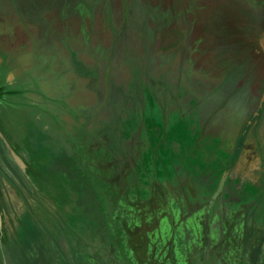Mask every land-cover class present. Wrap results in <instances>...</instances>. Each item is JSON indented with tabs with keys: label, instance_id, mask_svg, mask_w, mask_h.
Here are the masks:
<instances>
[{
	"label": "rangeland",
	"instance_id": "1",
	"mask_svg": "<svg viewBox=\"0 0 264 264\" xmlns=\"http://www.w3.org/2000/svg\"><path fill=\"white\" fill-rule=\"evenodd\" d=\"M238 1L102 0L95 11L86 12L83 21L65 15H62V21L57 8L43 12L41 20L46 31H37L36 26L27 24L28 15L22 14L15 5L4 9L6 14L0 16L3 26L0 44L5 50L11 49L17 54L25 48L28 52L33 51L34 42L53 50L52 63L47 66H51V78L56 81L54 93L52 89L53 94L45 103L42 95L49 94L31 80L35 77V68L22 62L21 69H15V73L9 76L20 88L3 92L6 94L4 98L16 94L22 99L7 98L8 107L0 101V121L4 127L8 125V134L12 138L23 135L29 168V171L22 168L23 177L18 181L22 185L19 187H24L22 191L20 189L21 196L10 191L14 196L12 200L6 193L3 196H8V203L0 202V235L8 240L5 243H8L6 264H91L97 260L99 264H133V256L126 247L129 237L122 232V225L139 223L141 214L144 222H150L153 210L160 211L164 202L174 194L184 212L170 213L169 217L177 220V227L190 231V226L195 224L190 217L200 216V210L209 208L204 202L214 185L213 178L209 181V172L215 169L216 176H219L222 170L217 166L223 167L237 148L238 155L251 154L255 164L257 159L251 150L255 149V142L257 149L259 146L264 150L257 132V129L261 130L264 116L255 122V117L259 116L254 114L262 94L264 69L258 68L250 54L242 56L237 51L242 27L247 22L243 6ZM136 17L145 23L149 35H154V42L147 38L145 43L140 41L141 33L134 28ZM79 22H84L93 43L97 42L105 49L103 59L78 52L73 54L75 63L71 61L72 52L63 43L64 32L76 29L74 33L77 34L81 26ZM145 44L148 48L144 47ZM262 49L264 51V46ZM145 57L149 62L148 67L145 66L149 75L141 74L137 79L136 68L144 67ZM190 80L202 84L191 85ZM227 82L229 85L225 87ZM193 86L198 87L197 90ZM36 88L42 95L35 94L39 106L30 109V113L36 115L29 117L30 104L27 102L35 103L32 94L38 90ZM64 90H67L66 94ZM228 91L231 92L227 95ZM237 93L239 98L234 100ZM225 99H233L235 103L228 107ZM45 104L50 108L43 107ZM143 105L146 108L143 121L138 119L137 122L132 115L123 119L133 112L134 107L137 109ZM212 106L228 107L229 112L223 111L216 115L217 118L213 117L212 122H219L220 128L210 133L205 130V134L197 125V117L203 121L206 115H210ZM238 107L244 109V118L240 122H236L238 112L242 111H238ZM252 108L254 113L250 111ZM247 118L249 121L245 123ZM220 121L227 124L224 131ZM236 123H241L238 132L232 126ZM136 126L138 128L134 131ZM252 139L251 146L248 141ZM115 156L121 157V164L115 163L114 166ZM210 158L212 161H208ZM214 161L218 162L217 165L213 164ZM173 163L176 167H172ZM89 167V172L82 175ZM170 168L177 176H167ZM241 168L238 166V174L243 170ZM246 174L249 178L254 176L253 171ZM121 178L129 180L120 182ZM234 179L232 182L229 178L227 185L233 183L236 186L234 189L239 198L236 191L230 195L225 185L223 198L226 201L219 198L215 210L226 209L233 213V224L234 213L238 212L242 222L249 217L256 220L260 228L254 236L248 237L241 229L232 235L240 238V243L249 240L244 254L246 264H264V188L256 185L255 180L251 182L253 185L248 182L250 185L243 184L238 177ZM97 182L104 188L108 182L116 185L115 199L111 205L105 206L103 216H100L112 224L108 227L111 231L106 234L98 226H93L97 220L93 211L103 204L101 200L106 202L104 190ZM151 188L162 191L164 197L167 188L174 192L164 198L166 201L162 202V199L160 206L158 201L155 208L153 202L146 201L144 207L137 208L135 204H140L144 200L141 197L144 198L147 189ZM244 191L253 198V204L240 200ZM125 192L128 195L124 197ZM188 218L190 225L185 224ZM239 222L236 225H240ZM216 235L223 242L228 239L220 232ZM171 241V238L164 237L157 253L162 255ZM207 245L212 246L211 242ZM85 251L90 254L89 261ZM100 257L108 259L101 261ZM220 258L221 254L217 260L210 251L205 259L198 257L194 264H223Z\"/></svg>",
	"mask_w": 264,
	"mask_h": 264
},
{
	"label": "trees",
	"instance_id": "2",
	"mask_svg": "<svg viewBox=\"0 0 264 264\" xmlns=\"http://www.w3.org/2000/svg\"><path fill=\"white\" fill-rule=\"evenodd\" d=\"M3 4H4V2L0 1V16H2L3 14H6L5 13L6 11H4V9H6V5L5 4L3 5ZM60 12L61 13H60L59 17H61L60 20L63 21L64 18L62 15H66V14L64 13L63 10H60ZM158 18L160 20H162L161 19L162 17L161 18L158 17ZM81 21H83V19ZM141 22H142V20H140L138 17L135 18L134 28L136 30L140 31V33H141V37H139L140 41H143L145 43L146 41H144V40L147 38L148 41L151 39V41L154 42V37H153L154 35H149V32H147V29H146L147 27L145 26V23L144 22L141 23ZM155 22H156V20H155ZM79 23L81 26H79L80 29L76 31L77 34L74 33V31L76 29L75 30L73 29L74 30L73 32H72V30H68L67 32H64L63 43H64V45H67L69 52H72L71 56H73V54L75 55V53L81 52V53H87L90 55H94L97 59H100V60L103 59V55L106 54L105 49H102V47L97 42L93 43V40L89 37V35L86 32L84 22H79ZM34 27H35V25H34ZM43 27H45V26H43ZM46 29L47 28L43 29V28L37 27V31H39V30L40 31H44V30L46 31ZM59 34L60 33H58L57 35L59 36ZM144 47L148 48L147 44H145ZM73 50H74V52H73ZM146 50H148V49H146ZM146 59L147 58L145 57V59L143 60L144 61V67L140 66L139 68H136V78L141 76V74L147 75V76L149 75L146 73V71H149V70L145 68V66L148 67V64H149V62ZM71 61H73L75 63L76 60L74 59V56L71 59ZM47 68L50 69L49 66H47ZM141 68H142V70H141ZM237 70H239V68ZM240 71H242V70H240ZM236 74H237V72H236ZM195 81L190 80L189 82L191 85L196 84V85L201 86L202 83H200L197 80H195ZM227 84H229V82H227L226 85ZM197 88L198 87H194V89H196V90H197ZM218 89H221V88H218ZM64 92L66 94L67 90H64ZM133 109H134L133 112L124 116L123 119H126L128 117L133 116L135 119H137V122H138V119L143 121V117L145 115V109H146L145 105H143L140 108L137 107V109L134 107ZM160 110H161V108H160ZM255 120H257V117L255 118ZM140 123L141 122L139 121L138 124H140ZM189 127H191V126H189ZM137 128L138 127L136 126L134 128V131ZM238 152H239V148L235 149V152L233 153L232 157L229 159V161H226V163L223 164V167L219 166V165L217 166L218 169L222 170L220 172L219 176H216L215 169L212 172H209V174H210V180L209 181H211L212 178L214 179V185L211 186V190H209L207 192V195H206V199L208 198L209 200L207 199L204 201L205 206H209V208H207V210H200V213H201L200 216H197V217L191 216L190 217V218L193 217L192 220L196 224V225L194 224L195 226L193 224L190 226L191 227V228H189L190 231L188 230V228L187 229L184 228V230L180 229L179 227H177V220L176 219L173 220L169 217L170 213H174V212L178 213L179 212V214H181V212H184V207L180 208V202L178 201V199H176V200L174 199V196H175L174 194H173L174 195L173 196L170 193V192H174V190H172L171 188L166 189V192H165L166 195L168 196L171 194L170 195L171 197L169 196L170 198L167 199V201H166L164 198H166L167 196L164 197L162 191L157 192V191H155L154 188L153 189L151 188V190H149V191L147 189L148 193H146L144 195V198L141 197L144 200L141 201L140 204H138V203L135 204L137 206V208L144 207L143 205H144V202H146V201H148V203L153 202L154 208H155L156 201H158L157 204L159 206L162 204L163 201H166V202H164V205L162 206V209L160 211L153 210L154 216L150 222L149 221L144 222L143 221L144 216H142V214H141L138 216L140 219L139 223L134 224L131 222L132 223L131 225H129V226L124 225L125 227L122 225V227H123L122 232L125 234V236L129 237V244H126V247L129 248V251L133 256V262H134L133 264H194V261L198 257L201 259H205V257L207 255H209L210 251L213 253V255H215L217 257V260H218V255L221 254L222 258H220L219 260L223 264H246V261H244V254H245L246 247H247L246 243H248L249 240H245L244 243L241 241V243H240L238 241V240H240V238H237L236 236L232 235V232H236L237 230L240 231V229H241V231L246 233L248 237L254 236L255 231L256 230L258 231V229L260 228V227H258L256 220L253 219V217H251V218L249 217V220L247 218H245V220L242 222L240 215H238V213H239L238 212L237 214L234 213L235 214V217H234L235 221L233 224L232 220H231L233 213H229L228 211H226V209H224V211L223 210L219 211L218 209L215 210V207L217 208V205H219L218 204L219 198H221L222 200H224V198H225V197L223 198V185H227V181L229 178H226L227 179L226 182H224L222 180L224 182V184H223V182H221L219 184L220 187H218L219 180L221 179V176L223 175V173L225 171L228 172L232 168L234 162L238 158ZM104 158H106V156ZM109 158L113 159L112 157H109ZM262 159L264 160L263 154L261 155V160ZM114 161L115 162L113 165L115 166V163L119 164L121 162V157L115 156ZM208 161H212V158H210V160H208ZM100 162H101V160H100ZM217 163L218 162H215L213 164L217 165ZM172 167H176V163H173ZM156 168L160 169V167H156ZM156 168H155V170H156ZM87 169L90 170V167L86 168V171L83 170L82 175L85 174L86 172H89V171H87ZM155 170H154V173L156 174L157 171H155ZM166 174H167V176L173 175V174H175L177 176V173L174 172L173 169L171 170V168H170V171L166 172ZM110 175H112V174H110ZM88 176H90V175H88ZM109 177L111 178L112 176H109ZM156 177L158 178L157 174H156ZM95 178H96V176H95ZM176 178L179 179L178 177H176ZM122 180H124V181L126 180V182H127L129 179L128 178L127 179L121 178L120 182ZM162 180H163V178H162ZM234 180H232V182H234ZM190 181H192V180H190ZM209 183H211V182H209ZM244 183H246V182H244ZM248 184H250V183H248ZM97 185L101 190L103 188L104 197L106 199V202L101 200L102 201L101 203H103V204H101L100 208L98 207L97 211H95V210L93 211L94 214H96V216H97V220L95 219V221L93 222V226H98L99 229L102 230L106 234L108 231H111V230H109L110 228H108V227H109V225H112V224L107 223L105 220L103 221V219L100 216H103V211L105 209V206L108 207L109 205H111L112 201L115 199V197L117 195V192L115 190L116 185H113V183H111V182H108L107 188H104L101 185V183H98ZM161 185H162V183H161ZM171 186H173V185H171ZM98 187H97V190H98ZM226 187H228L229 191H233V193H234V191H236V189H234L235 185L233 183H229V186L227 185ZM119 188H120V185H119ZM261 188H264V184H262ZM162 189H163V187H162ZM124 190L127 191V193L129 192V190L127 188H125ZM119 193H121V191H119ZM127 193L125 192L124 197L129 194V193L128 194ZM229 194H230V192H229ZM236 195H237V191H236ZM93 196H94V201H96L95 194ZM106 196H107V198H106ZM172 197H173V199H172ZM231 197H233V196H231ZM250 197L251 196H248V194H246L244 191V192H242V198L240 200L242 202L249 201V202H252V204H253L254 200H253V198H250ZM127 198L128 197H126V200H128ZM226 198H228V197H226ZM238 198H239V196H238ZM162 199H164V200H162ZM161 200H162V202H161ZM224 201H226V200H224ZM213 203H216V205L214 206ZM167 206H168V209L165 210V208ZM224 207L227 208V206H224ZM251 213H252V211H251ZM251 219H252V222H251ZM184 220H186V219H184ZM188 220H189V218L185 221V224L190 225ZM229 220H230V222H229ZM237 221L238 222L240 221L239 222L240 225H236ZM179 222H182V220L179 219ZM214 223H216V225H215V227H212V225ZM185 227H187V226H185ZM231 227H232V229H230ZM191 231L195 232L196 235H193ZM219 232H220L221 236L224 235V237H228L226 242H223V240H219V238L217 237L218 235H216V234H219ZM164 237H169L172 239V241L168 242V246H166L167 249H164L162 255H160L157 252L160 250V248H162V239H164ZM210 237H211V241H208ZM229 237H230V243H229ZM207 242H208V244H210V242H211L212 246L210 247V245H209V247H208ZM217 242H219L220 244L218 243L219 245H217ZM221 243H224L226 245L221 244ZM84 254H85V257L87 258V261H89L90 260V254L87 251H85ZM81 259H84L82 255H81ZM106 259H108V258L105 257V260ZM100 260L105 261L104 259H102V257H100ZM257 262H259V260H257ZM15 264H20V263H15ZM81 264H84V262L83 263L81 262ZM87 264H90V263L88 262ZM91 264H99V260H97V262L91 261ZM109 264H110V262H109ZM111 264H113V263L111 262ZM254 264H256V262Z\"/></svg>",
	"mask_w": 264,
	"mask_h": 264
},
{
	"label": "flooded vegetation",
	"instance_id": "3",
	"mask_svg": "<svg viewBox=\"0 0 264 264\" xmlns=\"http://www.w3.org/2000/svg\"><path fill=\"white\" fill-rule=\"evenodd\" d=\"M0 1L4 2V4L6 5V8L8 6L11 7L15 5V7L18 8L22 12V14H24L25 16L28 15L26 16V18H28L27 24H30V26L35 25L36 27L43 28L44 22L41 20V14L43 12L55 11L57 8V10L64 11V13L66 14L65 17L66 16H68L69 18L77 17L81 21L83 19V16H87L86 12L90 10L95 11V9L100 6L102 0H0ZM238 2L240 6H243L244 12L247 17V22L242 27L241 34L239 36L241 41L237 45L238 46L237 51L241 55L246 54V56H248L247 54H250V56L252 57V60H254L257 63L258 68L262 70L264 69V51L262 49V47L264 46V0H239ZM1 25L2 23H0V29L3 28ZM230 29L233 30L232 28ZM44 36H45V33H44ZM21 50L23 52H21V54H17L11 51V49L5 50L2 44H0V101L1 103H4V105L7 106L5 102L7 98L11 99L12 98L11 96H13V98L16 99L21 96V95L14 94V95H8L7 97L4 98L6 94H4L3 92L9 91V89L12 90L14 88H17V89L20 88L18 84H16L15 79L10 80V77H9L10 73L11 74L15 73V69L17 70L21 69L20 66L22 65L21 64L22 62L23 63L26 62V64H29L30 66L33 65V67L35 68L34 74L35 73L36 74H35V77H33L34 75H32L33 78L31 80L35 82L38 88L42 87V89L45 90L49 94V96L42 95V92H40L39 89L36 88L38 90H35L36 92L34 91V93L32 94L33 95L32 98L35 100V103L30 102V101L27 102L28 105L30 104L28 106V109H29L28 114H29V117H32V116H35L36 114L30 113V109L32 111V110H35L34 107H37V105L39 106V104L36 103L37 99H36L35 94L42 95V97H45V103H46V100H50L48 99L50 98V94L52 95L54 93V87H56L55 85L56 81L51 78L52 68L50 69L47 68V65H51L52 60H53L52 58L54 56L52 54L53 50L51 51L49 48L44 49V47L42 46H39V45L37 46L36 42H34V47H32L33 51L28 52V49L26 48L21 49ZM227 85H225V87H228ZM221 88L223 87L221 86ZM52 89H53V93H52ZM229 92L231 91H228L227 95L229 94ZM238 98H239V95L237 93L235 94V97L233 99L235 100ZM19 99H22V98H19ZM233 99H227V101L225 99V103L226 102L228 103V107H230L231 103L232 105L235 103ZM43 107L50 108L48 104H45ZM228 107L224 109L223 107L213 108L212 106L213 110L209 111L210 115L209 116L206 115V118L203 119V121H202V118L200 119L199 117L196 116L197 122H198L197 125L200 126L201 130L204 132L205 130H210L209 133L212 131H215L216 128L219 129L220 128L219 122H212V118L213 117L217 118L218 116L217 114L218 113L220 114L223 111H226V113L229 112ZM257 107H258L256 110L257 112L254 113V110H255V109L253 110L254 107L250 109V111L253 110L252 113L257 114L259 116L257 117L258 119L264 116V113H263L264 112V85L262 88V94L260 95V98L257 102ZM222 108L224 110H222ZM239 110H242V111L238 112V119L236 122H240L244 118L242 116V114L244 113L243 112L244 109L238 107V111ZM263 119L260 123V126L262 124L261 130L257 129V132L259 131V138L261 137V140L264 143V120ZM208 120L211 123L209 126H208V123H209ZM248 121L249 119L247 118V121L245 123H248ZM220 122L223 125V131H224L226 129L227 124L224 121H220ZM239 125H241V123H236L232 125L233 127H236V130H235L236 132H238ZM228 126H230V124H228ZM251 126L252 125H250L249 127ZM8 129H9L8 125L7 127H4V124L1 120L0 121V196H1L0 202L2 204L5 202L8 203L7 197L11 194L10 191L11 192L13 191L12 192L13 194L17 193L18 196L19 195L21 196V191L24 189V187H22L21 189L20 187L22 185L20 186L18 181H21L23 177L22 168L23 167L27 168L29 171V168L27 166L28 162L26 161L28 159H26L25 157V151L27 149L24 147L25 142H24L23 135L20 136V138L18 137L12 138L8 134ZM232 132L234 133V129H232ZM251 141L249 140L248 142H249V145L252 146L253 139ZM254 148L255 149L252 148L251 150L253 151L254 159L255 158L257 159L255 164H253V161L250 157L251 154L250 156H248L249 154L246 156H244L245 154L244 155L239 154L238 158L234 162L229 172H227V174L226 172L223 173L224 176L222 180L224 182L227 181L226 178H230L232 181L234 178L238 177L242 183L244 182L251 183L253 182V180H255L256 185L259 184L261 186L262 184H264V162L261 160L262 154L264 157V150L259 148V146L257 149L256 142H255ZM259 158H260V161H259ZM238 166H241L243 168L241 172L239 171V174L237 171ZM236 171H237V176H236ZM252 171L254 172V176L250 177L251 178L250 179L246 173L248 172L251 173ZM223 188H225V185H223ZM6 193L8 196H3V194H6ZM232 194H233V191H230V195ZM10 196H9V199L12 200L14 196L13 197L11 196V198ZM0 237L2 238L0 242V264H6L7 262L6 261L7 259L6 247L8 246L7 245L8 243L6 245L5 243L8 240L6 239L4 235L2 236L0 235ZM2 245L4 246L3 249H1Z\"/></svg>",
	"mask_w": 264,
	"mask_h": 264
},
{
	"label": "water",
	"instance_id": "4",
	"mask_svg": "<svg viewBox=\"0 0 264 264\" xmlns=\"http://www.w3.org/2000/svg\"><path fill=\"white\" fill-rule=\"evenodd\" d=\"M263 100V99H262Z\"/></svg>",
	"mask_w": 264,
	"mask_h": 264
}]
</instances>
